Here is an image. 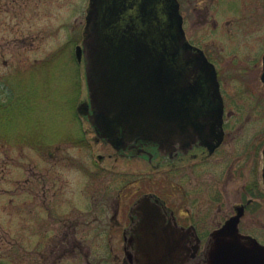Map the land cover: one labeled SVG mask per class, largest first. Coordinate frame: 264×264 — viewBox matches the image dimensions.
<instances>
[{
  "label": "rangeland",
  "instance_id": "1",
  "mask_svg": "<svg viewBox=\"0 0 264 264\" xmlns=\"http://www.w3.org/2000/svg\"><path fill=\"white\" fill-rule=\"evenodd\" d=\"M87 4L88 0H0V103L9 94L13 97L0 108V264H88L79 248L58 243L60 230L76 225V239L89 244L91 259L98 255L99 238L95 241L88 233L97 223L87 221L101 204L115 205L118 198L127 209L144 191L165 197L172 190L180 195L179 171L172 173L170 186L163 164L109 156L112 149L94 139L91 125L78 111L87 89L74 45L84 35ZM257 6L249 8L250 20L245 12L232 15L228 24L215 7L207 10L208 20L203 22V13L182 8L186 36L225 53L217 64L232 94L248 96L246 89L238 88L243 85L239 78H226V67L231 70L234 60L245 64L247 58L228 55V40L217 33L233 34L246 23L253 26L258 15L264 32V8ZM239 71L234 69L235 76Z\"/></svg>",
  "mask_w": 264,
  "mask_h": 264
},
{
  "label": "flooded vegetation",
  "instance_id": "2",
  "mask_svg": "<svg viewBox=\"0 0 264 264\" xmlns=\"http://www.w3.org/2000/svg\"><path fill=\"white\" fill-rule=\"evenodd\" d=\"M233 1L177 0L184 36L195 47L192 53L202 54L213 64L218 84V97H212L210 91H206L203 97L196 99L199 128L195 136L159 145L143 139L121 140L117 133L109 134L91 126L94 139L112 149L109 156L139 159L138 162L158 167L163 164L168 169L166 181L170 186L173 184L172 173L179 171L180 195L172 190L165 192V197L144 191L131 200L127 209L121 208L118 198L115 205L101 204L102 208L92 211L87 221L97 223L94 227L89 226L88 233L95 241L99 238L98 255L91 259H88L89 244L83 246L76 239V225L60 230L58 243L71 246L73 250L79 248L88 264H94L92 260L96 264H207L210 250L217 245L215 234L227 224L239 238L247 241L254 238L264 246V32L260 30L261 15L256 17L257 21L253 20V26L246 23L235 27L238 30L235 34L221 30L217 33L228 40L225 45L228 55L247 58L245 64L234 60L233 68L226 67L225 71L226 78L243 83L238 88L246 89L248 96H241L239 91V94H232L224 87L223 69L218 67L217 61L220 56H226L225 53L220 55L217 49L193 43L185 34L186 22L182 13L183 7L196 9L197 13L204 14L203 22L208 20L207 10L215 7L228 24L234 19L232 15L245 12V18L250 20L253 16L249 8L252 6L264 8V0H251L254 5L250 0H239L235 7ZM90 3L88 0L85 19ZM143 3V0H132L128 5L150 7V3ZM232 8L239 11L232 12ZM78 47L75 43V56L83 64V52ZM237 68L240 71L235 76L234 69ZM84 84L86 86L85 78ZM79 106L84 108L82 114L87 121V112L91 111L88 93ZM98 158L103 156L98 155ZM131 184L136 185V182L131 180ZM145 195L160 205L161 211L132 209ZM152 248H158L156 255Z\"/></svg>",
  "mask_w": 264,
  "mask_h": 264
},
{
  "label": "water",
  "instance_id": "3",
  "mask_svg": "<svg viewBox=\"0 0 264 264\" xmlns=\"http://www.w3.org/2000/svg\"><path fill=\"white\" fill-rule=\"evenodd\" d=\"M131 2L91 0L83 40L88 120L121 140L168 145L193 137L199 128L196 99L206 91L219 96L213 64L192 53L177 0H143L149 8ZM148 198L132 209L161 211ZM229 226L215 234L207 264H264V246L239 238ZM152 250L156 255L158 248Z\"/></svg>",
  "mask_w": 264,
  "mask_h": 264
},
{
  "label": "trees",
  "instance_id": "4",
  "mask_svg": "<svg viewBox=\"0 0 264 264\" xmlns=\"http://www.w3.org/2000/svg\"><path fill=\"white\" fill-rule=\"evenodd\" d=\"M11 98H13V97H12L11 94H9V96H7L6 100L4 102L0 103V108L4 107L5 104H7L8 102H10L11 101Z\"/></svg>",
  "mask_w": 264,
  "mask_h": 264
}]
</instances>
